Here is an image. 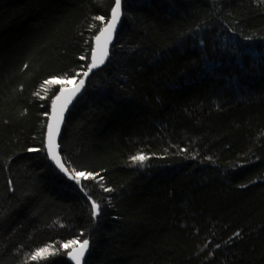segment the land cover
<instances>
[{
    "label": "trees",
    "instance_id": "trees-1",
    "mask_svg": "<svg viewBox=\"0 0 264 264\" xmlns=\"http://www.w3.org/2000/svg\"><path fill=\"white\" fill-rule=\"evenodd\" d=\"M113 5L0 0V264H72L61 245L84 239L85 264H264V0H123L60 143L95 179L28 151L70 86L43 82L87 71Z\"/></svg>",
    "mask_w": 264,
    "mask_h": 264
},
{
    "label": "snow or ice",
    "instance_id": "snow-or-ice-1",
    "mask_svg": "<svg viewBox=\"0 0 264 264\" xmlns=\"http://www.w3.org/2000/svg\"><path fill=\"white\" fill-rule=\"evenodd\" d=\"M121 5L122 0H114V5L110 8V18L106 23H103V27L98 28V34L94 37L95 47H91L90 49L91 62L86 66L87 71H84L83 73L78 72L67 80L51 78L43 82V84L66 85L75 81L74 86L72 87H61L58 94H56L51 101L53 115L52 119L47 123L46 148H32L28 149V151H46L48 159L53 162L59 173L64 174L69 179L75 181L78 185L81 182V178L95 179V175L92 173L76 172L75 169L72 170L75 174H70L68 168L62 163L61 157L57 151L59 145L56 142V138L59 135V128L60 124L63 122L64 112L67 110L68 105L73 99L81 92L85 83L84 78L88 77L89 73L94 69L100 67L108 56V44L111 42L113 33L122 16ZM94 19L96 21L104 22L105 17L96 16ZM93 27H96V25H93ZM247 39H251V37H248ZM85 58L86 57L84 56L80 57L82 60ZM25 67H27V65H25ZM76 76H82L83 78L76 81ZM41 87H43V85H41ZM34 95H38V92ZM45 115L47 116L48 113H45ZM147 159L148 157L142 154L131 157L133 163H140L141 165H143V162ZM101 187H103V185H101ZM104 190L111 191V189L107 188ZM85 195L88 196L87 192H85ZM88 199L91 201L92 216L95 218L99 214L101 206L95 200H92L91 196H88ZM235 235L238 236L239 233H236ZM52 247V245H48L36 249L35 252L30 255L29 259L32 261H39L58 254L56 251H50ZM61 247L63 249L72 248V251L67 252V255L75 261V264H82L89 249V240L84 239L82 242L79 240H71L62 244Z\"/></svg>",
    "mask_w": 264,
    "mask_h": 264
},
{
    "label": "water",
    "instance_id": "water-1",
    "mask_svg": "<svg viewBox=\"0 0 264 264\" xmlns=\"http://www.w3.org/2000/svg\"><path fill=\"white\" fill-rule=\"evenodd\" d=\"M122 3H123V0H122ZM121 11H122L121 19H120V21L118 22L117 27H116V29H115V31H114V33H113V36H112V40H111V42L108 44V56H107V58L105 59V62H104L100 67L94 69L91 73H89V76H88V77L84 78L85 83H84V86H83L81 92H80V93H79V94L73 99V101L68 105L67 110L64 112L63 122L60 124L59 135H58L57 138H56V142H57V144L59 145V148H58L57 151H58V153H59V155H60V157H61L62 163H64V160H63L62 155H61V144H60V143H61V139H62V135H63L64 128H65L66 120H67V118H68V115H69V113H70L71 108L73 107V105L75 104V102L77 101V99H78L79 97H81V96L84 94V92L86 91L87 84H88V79H89L90 75L93 74L94 72H96L97 70H99V69L105 67V66L109 63L110 58H111V51H112V48H113L114 45H115V42H116L117 36H118V34H119L120 30H121V27H122V25H123V22H124V12H123L122 5H121ZM94 47H95V42H94ZM82 78H83V77H82ZM72 86H74V84L71 85V86H69V87H72ZM52 115H53V113H52V107H51V112H50V116H49V121L52 119ZM46 136H47V134H46ZM45 147H46V146H45ZM50 161H51V160H50ZM51 163H52V165L55 167V165L53 164L52 161H51ZM64 165H65V163H64ZM65 167H66V165H65ZM55 169H56V167H55ZM56 170H57V169H56ZM57 171H58V170H57ZM58 173H59V171H58ZM60 174L63 175V176H65V175L62 174V173H60ZM70 251H72V249H71ZM70 251H69V252H70ZM89 252H90V243H89V249H88V251H87V253H86L85 259H84V261L82 262V264H85L86 259H87L88 255H89ZM68 260H69L72 264H75V261H73L69 256H68Z\"/></svg>",
    "mask_w": 264,
    "mask_h": 264
},
{
    "label": "rangeland",
    "instance_id": "rangeland-1",
    "mask_svg": "<svg viewBox=\"0 0 264 264\" xmlns=\"http://www.w3.org/2000/svg\"><path fill=\"white\" fill-rule=\"evenodd\" d=\"M74 83H75V81H74L73 83H69V84H70V86H71V85H73Z\"/></svg>",
    "mask_w": 264,
    "mask_h": 264
}]
</instances>
